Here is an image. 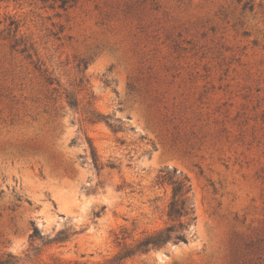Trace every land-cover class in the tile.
<instances>
[{
  "label": "rangeland",
  "instance_id": "1",
  "mask_svg": "<svg viewBox=\"0 0 264 264\" xmlns=\"http://www.w3.org/2000/svg\"><path fill=\"white\" fill-rule=\"evenodd\" d=\"M0 20V256L25 257L34 224L77 231L39 264L104 259L121 227L164 226L175 168L188 241L124 264H264V0H0Z\"/></svg>",
  "mask_w": 264,
  "mask_h": 264
},
{
  "label": "trees",
  "instance_id": "2",
  "mask_svg": "<svg viewBox=\"0 0 264 264\" xmlns=\"http://www.w3.org/2000/svg\"><path fill=\"white\" fill-rule=\"evenodd\" d=\"M41 3L57 4L59 7L65 8L67 5L75 3L77 0H38ZM6 34L11 38V46L19 48V51L25 53L31 58L37 55L35 43L21 32V25L18 19L9 15L5 18ZM1 22V20H0ZM34 65L41 69V64ZM47 80L53 83L51 76H47ZM67 103L71 107H76V98L71 93L66 94ZM104 119V122L111 126L110 116H100L97 114L92 117L93 121ZM93 164L96 168H100L101 163L98 162L96 156L93 157ZM110 167H113L110 164ZM167 183L171 186V196L165 209V224L163 227L153 231H143L137 237H133L132 232L127 228L121 227L118 232H114L113 241L118 249L111 255L102 260L91 262L90 264H124L129 258L137 255L146 254L152 250H157L169 244L187 242L188 229L191 223H195V209L191 198V184L189 178L177 172L175 168L161 169L157 176L156 184L162 185ZM77 231L71 226L63 227L55 232L54 235H43L36 225L33 224L32 232L29 234L31 241V251L27 252L25 257H20L12 253H6L0 256V264H39L38 255H40L41 247L54 243H62L68 241ZM36 240L40 244H34ZM76 264H78L76 262Z\"/></svg>",
  "mask_w": 264,
  "mask_h": 264
}]
</instances>
